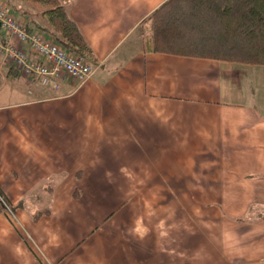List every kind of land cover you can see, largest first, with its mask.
<instances>
[{
  "label": "crops",
  "instance_id": "obj_1",
  "mask_svg": "<svg viewBox=\"0 0 264 264\" xmlns=\"http://www.w3.org/2000/svg\"><path fill=\"white\" fill-rule=\"evenodd\" d=\"M60 1L96 70L0 65V264H264V64L146 50L167 0Z\"/></svg>",
  "mask_w": 264,
  "mask_h": 264
},
{
  "label": "trees",
  "instance_id": "obj_2",
  "mask_svg": "<svg viewBox=\"0 0 264 264\" xmlns=\"http://www.w3.org/2000/svg\"><path fill=\"white\" fill-rule=\"evenodd\" d=\"M20 1L37 12L38 29L90 57L89 46L60 0ZM146 22L152 31L144 43L148 51L264 64V0H167Z\"/></svg>",
  "mask_w": 264,
  "mask_h": 264
},
{
  "label": "built area",
  "instance_id": "obj_3",
  "mask_svg": "<svg viewBox=\"0 0 264 264\" xmlns=\"http://www.w3.org/2000/svg\"><path fill=\"white\" fill-rule=\"evenodd\" d=\"M0 65L18 70L32 83L53 88L58 87L63 75L82 84L96 70L87 58L55 42L40 29L29 30L7 0H0Z\"/></svg>",
  "mask_w": 264,
  "mask_h": 264
},
{
  "label": "rangeland",
  "instance_id": "obj_4",
  "mask_svg": "<svg viewBox=\"0 0 264 264\" xmlns=\"http://www.w3.org/2000/svg\"><path fill=\"white\" fill-rule=\"evenodd\" d=\"M7 2L13 8H15L14 11H16L18 14L23 12V11H26L30 14H33L32 16L35 17L36 20L41 22L40 17L36 14L37 12L33 8H31L28 5H26L25 3H23L22 1H20V0H7ZM142 33H143V39L142 40H143V43H145L146 38L151 36V33H152L150 23H147L145 26H143Z\"/></svg>",
  "mask_w": 264,
  "mask_h": 264
}]
</instances>
